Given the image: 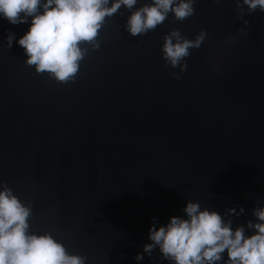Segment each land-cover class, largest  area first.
I'll return each instance as SVG.
<instances>
[{"label": "water", "instance_id": "95a60500", "mask_svg": "<svg viewBox=\"0 0 264 264\" xmlns=\"http://www.w3.org/2000/svg\"><path fill=\"white\" fill-rule=\"evenodd\" d=\"M151 3L107 17L100 48L82 45L67 84L26 64L18 41L31 18L0 16V190L6 182L31 206L30 234L51 233L86 264H174L159 248L135 257L151 243L153 217L157 228L187 218L188 201L233 230L243 224L246 236L264 208V12L245 5L241 18L236 0H196L183 22L169 13L132 37L128 17ZM174 29L190 40L208 33L185 72L163 58Z\"/></svg>", "mask_w": 264, "mask_h": 264}, {"label": "clouds", "instance_id": "9594fccd", "mask_svg": "<svg viewBox=\"0 0 264 264\" xmlns=\"http://www.w3.org/2000/svg\"><path fill=\"white\" fill-rule=\"evenodd\" d=\"M138 0H0V16L13 25L28 23L29 31L18 41L25 49L26 64L35 66L37 73H48L60 83L74 81L80 62L90 45L100 48L99 31L106 18L115 15L122 6L132 10ZM196 0H152L131 12L125 30L132 37L154 31L174 13L176 20L183 22L195 14ZM219 3V0H216ZM110 5V6H109ZM249 14L257 9L264 12V0H236L237 11L243 18L244 6ZM42 10V11H41ZM250 21L244 20L248 25ZM208 33L201 30L194 40L174 29L164 36L163 58L172 68L185 72V58L190 49H199ZM15 34L9 32L7 45L10 49ZM175 40V43L173 42ZM183 62V63H182ZM171 75L180 80L178 72ZM187 218L173 216L166 225L156 227L153 217L149 230L151 243L144 245L143 253L135 259L141 261L144 253L149 256L159 248L162 259L174 264H264V208L253 210L258 222H247L254 234L245 235L242 224L235 230L232 221H224L217 211L201 210L199 202L188 201L183 209ZM228 214L240 215L235 208L226 209ZM32 208L22 202L13 189L3 185L0 190V264H86L87 257L69 254L65 245L51 233H29V218ZM227 251L228 259L223 254Z\"/></svg>", "mask_w": 264, "mask_h": 264}]
</instances>
